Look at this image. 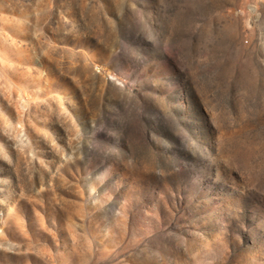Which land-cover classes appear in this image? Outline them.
I'll use <instances>...</instances> for the list:
<instances>
[{"label":"rangeland","instance_id":"rangeland-1","mask_svg":"<svg viewBox=\"0 0 264 264\" xmlns=\"http://www.w3.org/2000/svg\"><path fill=\"white\" fill-rule=\"evenodd\" d=\"M251 1L0 0V264H264Z\"/></svg>","mask_w":264,"mask_h":264},{"label":"built area","instance_id":"built-area-1","mask_svg":"<svg viewBox=\"0 0 264 264\" xmlns=\"http://www.w3.org/2000/svg\"><path fill=\"white\" fill-rule=\"evenodd\" d=\"M264 4V0H253L247 4V10L249 12L258 13L260 7ZM237 13L243 14L245 10L243 8H238L236 10Z\"/></svg>","mask_w":264,"mask_h":264}]
</instances>
